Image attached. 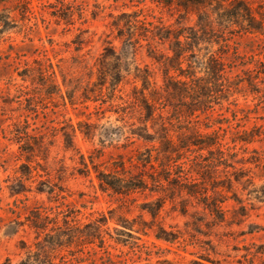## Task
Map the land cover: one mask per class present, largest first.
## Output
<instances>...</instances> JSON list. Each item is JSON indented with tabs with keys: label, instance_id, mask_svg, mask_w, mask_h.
I'll use <instances>...</instances> for the list:
<instances>
[{
	"label": "rangeland",
	"instance_id": "rangeland-1",
	"mask_svg": "<svg viewBox=\"0 0 264 264\" xmlns=\"http://www.w3.org/2000/svg\"><path fill=\"white\" fill-rule=\"evenodd\" d=\"M87 1L90 10L96 9L95 0ZM98 1L105 4L98 17L88 13L87 22L77 20L74 25L56 21L41 0H33L34 13L27 19L14 10L17 1L0 2V13L8 7L14 10L11 25L0 26V264L8 257L21 259L22 241L36 242L30 221L35 212L61 225L67 221L65 226L79 233L64 250L69 264H188L199 257L216 264H264V75L259 73L264 70V35L248 33L237 24H216L215 42L204 44L202 54L224 62L228 76L210 75L201 81L208 85L207 100L196 94L169 97L164 66L149 56L146 41L142 46L123 44L110 26V12L118 14L122 2ZM246 1L260 19L264 0ZM146 2L144 13L156 24L160 19L173 27L196 24V10ZM226 6L233 10L235 4ZM210 9L201 15L218 22ZM108 41L130 70L116 90L110 79L100 86L96 75ZM153 44L167 52V44ZM41 69L56 72L61 93L49 92L56 89L50 78L39 76ZM135 73L150 74V83L135 79ZM254 76L259 79L251 83ZM153 86L160 98L155 119L144 102H155ZM192 104L200 109L189 124ZM167 125L175 141L186 126L192 125L190 131L218 132L222 147L212 153L170 156ZM64 131L72 133L73 148L65 147ZM216 158L220 166L214 171L211 161ZM198 163L206 166L210 180L219 182L207 180L210 194L214 185H229V191L221 190L230 198L223 204L224 222L186 192ZM101 172L133 176L142 187L121 193L101 188ZM235 172L242 176L240 181L234 180ZM40 182L54 192L38 193ZM159 205L153 217L148 210ZM104 217L112 218L103 226L105 243L84 244L86 224ZM117 219L133 221L139 232L129 236Z\"/></svg>",
	"mask_w": 264,
	"mask_h": 264
},
{
	"label": "trees",
	"instance_id": "trees-1",
	"mask_svg": "<svg viewBox=\"0 0 264 264\" xmlns=\"http://www.w3.org/2000/svg\"><path fill=\"white\" fill-rule=\"evenodd\" d=\"M8 1L9 0H0L3 5ZM14 1H17L16 4L18 3L16 6H13L14 10L18 9L23 17H26V19L27 16H30V14L34 13L33 0H13V2ZM41 1L43 2L44 7L52 9L50 11V15L54 17L56 21L66 25H74L77 20L87 22L88 13L92 19H95L98 17V13L102 12V8H105V4L99 2L98 0H95L94 3V7L96 9L91 10L87 0ZM114 1L122 2V9L119 10L118 14H115L114 12H110L109 14V17L111 18L110 26L115 32L116 37L123 44H128L130 46H142V42L146 41V46H148L149 49V56L164 66V78L167 79L165 86L167 88L166 91L169 97H173L175 95H180V97L184 95V97H187L188 95L196 94V97L201 98L202 100H207L208 85L201 83V81L210 75L216 78L221 77V79H225V76H228L226 64L224 62L215 57H208L205 59L206 56L204 57L202 54L203 49H205L202 47L204 44H212L215 42L214 37H216L218 32L216 28H219L216 24L220 25L221 28L227 26V23L228 25L237 24L244 28L248 33L264 35V13L259 12L260 19H258L253 9L247 5L246 0H172L167 3L163 0H151L152 2H157L158 4H164L168 6L176 5L178 8L184 9L187 12L192 9L197 11L195 13L197 14L198 18L194 26L189 25L178 27H173V24L167 25L164 20L161 19L158 20V24H156L155 21L149 20L148 14L144 13L147 8L146 0ZM212 2H215V4ZM228 3L233 5L235 4L233 10H230V8L228 9L226 6ZM210 7L212 8V12L217 15V19L219 20L218 22L212 19L211 15L206 18L201 15L205 14V10H209ZM7 9L0 13V26H3L2 28L5 29H7L13 22V16H11V13L14 10ZM154 42L167 44V52L158 51V49L154 47ZM108 44L110 46L108 45L105 47L104 52L101 54L102 56L98 59L96 64V75L100 82V86H104L107 80L110 79L112 82L111 88L116 90L118 88V83L126 77V74H130V70L123 67L122 63L125 60H123L121 55L115 50L114 46L111 45L112 42L108 41ZM202 64H205V68H202ZM261 64V67H264V63ZM37 71L39 76H44L45 78L48 77L51 79L52 87H54L53 89L56 90L49 91L50 93L62 92V86L58 82L55 71L48 72L42 69ZM259 73L264 75V70H260ZM134 75L135 79L142 80L145 85L150 83V74L141 76L140 74L135 73ZM62 77L63 85L67 86L66 79L63 74ZM260 78H264V76ZM256 79H259V77H251V83H256ZM101 89L103 88L101 87ZM151 89L154 90L151 94L153 95L152 99L155 102L150 103L148 99H146L144 102L146 103V107L152 111V119H155L154 113L156 110V103L160 100V98L157 97L159 93L156 91L155 87L153 86ZM68 97L71 99V101L73 100V96ZM171 102L172 101H170V103ZM199 107L200 106L198 105L192 104L189 108L190 112L188 116L191 119L188 122L189 124L194 120L192 117H197L195 116V112L200 109ZM160 116L162 117V114ZM175 119H179V117L175 116ZM170 125L172 124L170 123ZM191 126H186V130L182 132L181 135L178 136L179 138L175 141L174 135L171 132L172 129H170L167 125L168 155L171 156L173 153L179 155V153H182L181 156H183L187 152H190L189 155H191L193 151L194 153L196 151V153L199 154L202 150H208L209 153H212L214 151V147H218V149L222 147V138L219 135L217 136L218 132L203 133L200 128L196 131H190ZM146 130H148L147 123L145 124V131ZM138 135L144 139H148L144 134L138 133ZM63 138L65 147L68 149L73 148L74 141L72 133L69 131H64ZM239 141L251 143L254 140L252 138H239ZM41 147L42 144L40 145V148ZM32 151L34 150L31 149V152ZM181 156H179L178 159H180ZM44 157L47 158L46 155ZM196 157H198V155ZM219 161L220 160L218 158L211 161V164L213 163L214 166V171L218 170V166H220ZM198 167L200 168L197 170L193 169L190 172L192 183L188 185L186 192L189 196L195 197L197 200H199V202L203 204L204 208L213 214L214 218L220 222H224L227 220V217L223 208V204L230 198L223 196L221 190L227 189V191H229V185H227L226 188L221 184L214 185L210 189L213 194H210L209 188L206 187L207 180L212 181L213 183L219 182L215 179L210 180L211 178L207 174L208 172L205 171L206 166H201V163H198ZM124 168L125 167H123V169ZM194 174L199 176L201 180L198 181V178H194ZM234 175L235 181H240L242 179V176L236 174V172ZM98 177L101 181V188L105 187L107 189L113 190L116 193H121L123 190L134 191L142 187V184H137V178L133 176H120L119 174L112 175L111 173L106 174L105 172H101ZM229 182L231 183L232 181ZM40 184L42 186L36 188L38 193L47 192L52 194L54 192L52 187L48 190H45V187H43L45 182H40ZM241 207L245 208V206ZM161 208L162 205H159L156 210L149 208L148 211L153 217H155L156 213H158ZM110 219L112 218L104 217V219L100 220L99 222H90L86 224L87 230L84 234L86 235V237L83 239L84 244H94L97 241H99L101 244H104L105 238L103 235V226L108 225ZM49 220L52 221L51 226H49L51 223ZM30 221L31 227L37 233L36 242L28 243L26 241H22L23 246H21V248L24 250V255L21 257V259L18 262H14L12 258L8 257L1 264H69L64 250L69 248L72 243L80 236L79 233L76 234V231L73 230L74 227L70 228L69 226H65L68 225L67 221L64 222L65 225H61L58 222V219L53 220L49 218L48 215L42 216L41 213L37 214V212H35L33 218H31ZM120 221L121 220L117 219L116 224L119 227L127 230L128 232H124L129 236H132L133 231L139 232L135 230L133 221ZM114 229L117 232L123 231L118 227H115ZM156 237L162 238V236L159 234H157ZM162 239L166 241H172V239L170 240L169 238ZM117 242L120 243V240H117ZM208 263L216 264V262L213 260L203 257H199L197 260H191L188 264ZM167 264L182 263L167 260Z\"/></svg>",
	"mask_w": 264,
	"mask_h": 264
}]
</instances>
